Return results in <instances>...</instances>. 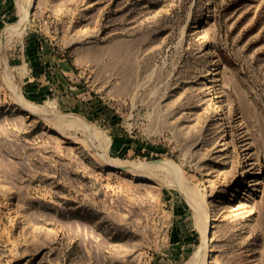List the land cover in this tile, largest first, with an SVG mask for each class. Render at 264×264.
<instances>
[{"label":"rangeland","instance_id":"rangeland-1","mask_svg":"<svg viewBox=\"0 0 264 264\" xmlns=\"http://www.w3.org/2000/svg\"><path fill=\"white\" fill-rule=\"evenodd\" d=\"M202 231L264 264V0H0V264H185Z\"/></svg>","mask_w":264,"mask_h":264},{"label":"bare ground","instance_id":"bare-ground-1","mask_svg":"<svg viewBox=\"0 0 264 264\" xmlns=\"http://www.w3.org/2000/svg\"><path fill=\"white\" fill-rule=\"evenodd\" d=\"M26 7V6H25ZM22 8V7H21ZM21 15V17H20V19L17 21V23H15L14 25H11V26H9L8 28H7V33H8V35L10 36V37H18V36H21L22 35V33H23V30H24V28H25V25H26V23H27V18H28V8H23L22 9V13L20 14ZM12 79V78H11ZM21 101V100H20ZM21 105V104H20ZM22 107H24L25 109H27V110H33V107H30V106H28V104L27 105H23ZM32 112H34V111H32ZM32 112H31V114H32ZM114 161V160H113ZM164 162V161H163ZM166 162V161H165ZM168 162L169 161H167V164H168ZM170 163V166L172 167V163L171 162H169ZM110 164V163H109ZM174 164V163H173ZM112 167H120V166H125L124 164H122L121 163V161H120V163H119V161L117 162V163H113V164H110ZM130 165V164H129ZM173 166H175V165H173ZM133 167V166H132ZM136 167V166H135ZM134 167V168H135ZM177 167V166H176ZM173 168V167H172ZM177 169V168H176ZM176 169L174 170V171H176ZM177 172V171H176ZM174 174V173H173ZM179 175H180V173H179ZM179 175L177 174V178H180L179 177ZM186 192V191H185ZM185 194V193H184ZM187 194V193H186ZM187 198V197H186ZM188 201H190L191 202V200H188ZM189 202V203H190ZM193 202V201H192ZM191 202V203H192ZM192 206H195L194 208H196V210H197V207H196V205L195 204H193L192 203ZM200 211V210H199ZM199 211H197L200 215H202L201 217H203L202 218V220L204 219L205 220V222L204 223H207V218L206 217H204L203 215V213H200ZM203 220V221H204ZM209 220V219H208ZM203 223V224H204ZM208 224V223H207ZM207 224H206V226H207ZM206 226L204 227V228H206ZM202 235H203V243H202V245L199 247V250H198V252L195 254V255H193L191 258H190V260L189 261H187L185 264H203V261H204V259H206L205 257H206V248H205V246L207 247V245H206V236H205V232H203L202 231ZM204 264H206V263H204Z\"/></svg>","mask_w":264,"mask_h":264},{"label":"water","instance_id":"water-1","mask_svg":"<svg viewBox=\"0 0 264 264\" xmlns=\"http://www.w3.org/2000/svg\"><path fill=\"white\" fill-rule=\"evenodd\" d=\"M160 162H162V160H155V161H152L151 163H160ZM111 168L114 169V170H117V171H125V170H129L132 167L120 166V167H116V168L115 167H111ZM208 237H209V234H207V239H208ZM198 249H199V247H198Z\"/></svg>","mask_w":264,"mask_h":264}]
</instances>
